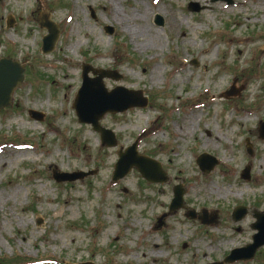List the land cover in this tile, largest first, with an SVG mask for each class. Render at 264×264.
<instances>
[{
  "label": "rangeland",
  "instance_id": "374dc122",
  "mask_svg": "<svg viewBox=\"0 0 264 264\" xmlns=\"http://www.w3.org/2000/svg\"><path fill=\"white\" fill-rule=\"evenodd\" d=\"M230 1L0 2V59L18 61L26 75L0 111V259L214 264L253 244L255 214H264V0ZM43 7L60 28L47 55L41 52L47 31L38 21ZM179 20L185 25L173 29ZM144 27L158 34L159 44L148 32L140 36ZM144 41L148 49L140 52ZM84 64L124 76L120 82L105 79L108 91L122 86L149 98L146 109L101 120L116 148L103 147L91 126L78 123L73 103ZM234 88L232 98L223 97ZM30 110L44 120L30 118ZM188 122L193 129L183 136ZM137 139L138 152L161 164L167 183H147L135 169L112 181L117 153ZM203 154L217 162L209 173L196 164ZM248 166L246 181L241 176ZM78 172L94 174L75 182L53 179V173ZM175 186L184 188V206L211 217V226L189 220L185 210L169 215ZM209 187L216 193H206ZM239 206L247 214L234 222ZM232 264H264V246L254 259Z\"/></svg>",
  "mask_w": 264,
  "mask_h": 264
},
{
  "label": "water",
  "instance_id": "95a60500",
  "mask_svg": "<svg viewBox=\"0 0 264 264\" xmlns=\"http://www.w3.org/2000/svg\"><path fill=\"white\" fill-rule=\"evenodd\" d=\"M4 0H0L2 2ZM231 3L230 0H227ZM194 11H198L197 5L191 4ZM38 21L40 27L47 31V35L42 39L41 51L47 55L54 51L56 44L60 37L59 26L51 20L50 11L47 7H43V12L39 14ZM155 23L158 26L163 25L161 16H156ZM10 26V25H9ZM109 35L113 34V30L109 27L105 28ZM94 77L90 78L89 74ZM104 79H112L114 81H121L123 76L116 71L96 69L90 65L82 67V86L74 100L73 108L76 112L78 122L80 124L91 125L93 130L100 134L102 146L108 148H116L117 140L112 131L103 128L100 121L107 114L124 113L133 108H147L148 98L144 96L143 91L128 90L124 87H116L112 91H108L104 85ZM25 71L22 66L17 62L10 59L0 60V111L10 106L12 94L14 90L24 82ZM236 94V89H232L224 94L226 99L232 98ZM31 118L43 121L44 115L35 111H29ZM260 138L264 139V123H260ZM247 143V151L252 155V145L249 141ZM118 161L115 165L113 173V182L124 178L133 168H135L144 179L150 183H166V174L162 171L161 165L155 160L142 156L137 151V142L126 151L118 153ZM197 164L201 171L204 173L211 172L217 165L214 158L207 154L201 155L197 159ZM250 166L242 174V179L249 180ZM89 173H73V174H59L53 173V179L57 183L75 182L77 180L85 179L93 175ZM184 190L182 187L174 189V198L171 202L169 213L173 214L180 209H186L183 202ZM247 214L245 208H237L233 213V220L238 222ZM187 217L191 220H199L204 225L212 224V218L197 217L195 212L187 211ZM256 224L253 229L258 231L254 236V243L243 249L234 250L223 262L215 264H231L236 261H247L254 258L256 251L264 246V214L256 213ZM92 264V263H84Z\"/></svg>",
  "mask_w": 264,
  "mask_h": 264
},
{
  "label": "bare ground",
  "instance_id": "6f19581e",
  "mask_svg": "<svg viewBox=\"0 0 264 264\" xmlns=\"http://www.w3.org/2000/svg\"><path fill=\"white\" fill-rule=\"evenodd\" d=\"M201 3L202 2V0H197V3ZM199 3V4H200ZM201 5H204V4H201ZM262 7H263V9H264V4H262ZM211 9V8H210ZM146 12L147 11H143V13H142V17L140 16V19H142V18H144L145 17V14H146ZM162 12V11H161ZM263 12H264V10H263ZM163 13V12H162ZM165 15H166V13H165ZM113 18L114 19H119L120 18V15H119V12L118 11H113ZM139 19V17L138 16H136V17H134V19ZM164 18V17H163ZM183 25H185V22H183L182 20H179V22H177V23H175L174 25H173V29H176V28H182L183 27ZM198 29H201L200 27H198ZM127 32H129L130 33V31H127ZM147 32H148V34L151 36V42L153 41V43L154 44H159L160 43V37L158 36V34H156V33H153L152 32V30H146V28L144 27V29H143V31H139V33H140V36H142V37H145V35L147 36ZM138 34V33H137ZM139 36V35H138ZM184 36L185 37H188V34H186V33H184ZM148 37V36H147ZM137 38H139V37H137ZM145 40V39H144ZM148 44L144 41V42H141V45L139 46V48H137L140 52L141 51H145L146 49H148ZM264 51V50H263ZM240 52H242L241 50H240ZM188 128L189 129H187L185 132H184V134H183V136H186L188 133H191V131H192V124H190L189 122H188ZM215 141H216V143H219V139L218 138H215ZM184 171H182L181 170V174L183 173ZM214 177V176H213ZM179 178V177H178ZM177 178V179H178ZM186 180L187 179H192V178H190V177H187L186 176V178H185ZM207 189V188H206ZM205 190V189H204ZM204 190L202 191V189H197V194H199L200 196H202L201 194H204L203 192H204ZM206 193H208L209 195H211V194H215L216 192L212 189V188H208V190L206 191ZM205 193V194H206ZM223 193H225V192H223ZM204 194V195H205ZM220 194V192H218L217 191V195H219ZM158 245H155V247L154 248H156V249H159V247H157ZM208 250V252H211V249H207Z\"/></svg>",
  "mask_w": 264,
  "mask_h": 264
},
{
  "label": "trees",
  "instance_id": "16d2710c",
  "mask_svg": "<svg viewBox=\"0 0 264 264\" xmlns=\"http://www.w3.org/2000/svg\"><path fill=\"white\" fill-rule=\"evenodd\" d=\"M8 263H9V260L0 259V264H8Z\"/></svg>",
  "mask_w": 264,
  "mask_h": 264
}]
</instances>
